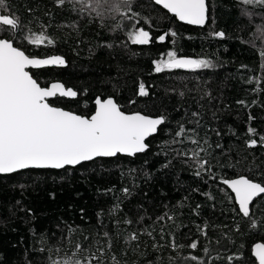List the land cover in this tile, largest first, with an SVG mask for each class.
Here are the masks:
<instances>
[{"label": "trees", "instance_id": "1", "mask_svg": "<svg viewBox=\"0 0 264 264\" xmlns=\"http://www.w3.org/2000/svg\"><path fill=\"white\" fill-rule=\"evenodd\" d=\"M9 3L25 23L32 21L33 32L39 33L43 24L54 38L53 45L37 47L26 44L24 32L16 43L26 54L59 55L66 61L65 68L30 71L42 87L60 82L78 92L74 100H50L53 106L90 116L96 97H112L125 113L168 119L148 139V151L132 158L0 176V264H49L48 249H59L51 255L60 259L77 243L91 251L111 244L121 264H228V256L234 257L231 264H255L252 246L264 243V196L251 207L253 228L250 219L238 214L222 181L243 175L264 183V147H246L249 126L264 135V13L259 7L241 0H207V24L193 28L148 0H131V7L122 9L125 16L111 13L103 20L74 11L78 5L55 8L52 0ZM133 13L138 15L128 22ZM132 24L154 38L169 30L177 37L132 45L127 39ZM219 31L223 39L211 35ZM169 50L178 57L209 60L214 67L155 73L153 60L166 58ZM141 82L148 96L138 95ZM240 100L249 107L238 105ZM249 114L255 119L249 121ZM197 119L199 125L189 123ZM180 123L196 129L194 138L202 147H207L205 140L211 145V155L204 157L211 161V172L195 175L190 156L196 145L186 139L175 142ZM165 213L172 219H157ZM130 233L138 239L127 240ZM193 241L195 250L188 247ZM105 264H111L107 256Z\"/></svg>", "mask_w": 264, "mask_h": 264}, {"label": "snow or ice", "instance_id": "2", "mask_svg": "<svg viewBox=\"0 0 264 264\" xmlns=\"http://www.w3.org/2000/svg\"><path fill=\"white\" fill-rule=\"evenodd\" d=\"M152 2L162 6L176 20L189 25L203 26L208 19L209 9L206 0H152ZM241 2L245 6H258L264 13V0H241ZM52 3L59 9H64L68 4L78 5L73 8L74 11L89 13L100 20L111 13L125 16L122 9L131 7V0H52ZM27 11L31 13L33 9L28 8ZM243 14L249 15L247 11ZM45 15L50 13L46 12ZM137 15L136 13L128 15L126 20L131 22ZM31 24V20L25 23L13 11L9 0H0V174H13L27 169H63L97 158L146 153L150 147L147 143L148 139L161 131L162 126L167 122V116L161 114L152 117L140 112L125 113L112 97H96L95 111L90 116L78 115L53 106L50 98L59 96L74 99L79 94L59 82L51 83L49 87H42L30 74L29 69L39 70L46 66L66 64L64 57L59 55L37 58L26 54V49L16 43L17 37L27 32L23 39L28 45L39 47L45 43L54 44V38H49L43 31L46 25L41 24L42 30L35 33L30 27ZM121 26L117 24L116 28L119 29ZM211 35L220 39L225 37L223 31ZM175 37L177 33L169 30L154 38L149 30L138 24H132V30L127 31V39L131 44L140 46L150 45L154 39L156 43L162 44L169 38ZM261 59L264 60V53L261 54ZM152 63L154 72L158 74L177 69L194 71L214 67L209 60L178 57L173 50L167 51L166 58L153 60ZM138 95L140 97L149 95L143 82L138 86ZM237 104L249 107L243 100L237 101ZM192 116L198 117L199 113L193 112ZM248 119L251 121L255 118L249 114ZM189 123L199 125V119ZM189 132L192 135H188ZM247 134L250 137L246 141L247 148L252 149L258 145L264 147V135L258 134L256 129L250 126L247 128ZM174 136L177 138L176 143H183L186 139L196 145L190 156L195 162L196 176H200L204 171L211 172V161L204 158L211 155L208 152L211 145H208L207 140L204 141L207 147L200 145L199 139L194 138L195 128L186 129L185 125L180 123ZM256 136H259V139L252 138ZM216 147L220 145L217 144ZM178 154L187 155L184 152ZM222 183L234 193V204L238 205V214L250 219L251 227L255 228L256 221L252 219L250 206L256 198L264 195V183L255 182L243 175L235 179H224ZM124 192L127 194L128 190L124 189ZM165 217L172 219L167 213L157 219L163 220ZM124 223L131 224L132 221L125 220ZM108 235L109 233H104L105 237ZM87 239L88 237H85V240ZM137 239L136 233H130L127 237L129 241ZM188 247L197 249V242L193 241ZM48 251L49 264H105L106 256L111 264H121L116 255L111 254V244L107 247L99 246L95 251H91V247L85 248L77 243L73 251L60 259L51 255L53 251L58 254L59 249H48ZM208 251L205 248V252ZM251 251L258 264H264V243H256ZM190 259L197 260V257L192 256ZM233 259V256H228V264H231Z\"/></svg>", "mask_w": 264, "mask_h": 264}, {"label": "water", "instance_id": "3", "mask_svg": "<svg viewBox=\"0 0 264 264\" xmlns=\"http://www.w3.org/2000/svg\"><path fill=\"white\" fill-rule=\"evenodd\" d=\"M148 1H150V2H152V0H148ZM153 3V2H152ZM154 4V3H153ZM155 5V4H154ZM206 5H207V0H206ZM155 6H157L158 8H160L161 10H163V11H165L166 13H167V10L166 9H163L162 8V6H158V5H155ZM208 7V6H207ZM167 14H169L170 16H172V17H174L171 13H167ZM175 18V17H174ZM178 23H180V24H182V25H185V26H189V27H193V28H204L205 27V25L207 24V21H208V19L206 20V23H205V25H203V26H200V25H189V24H186V23H184V22H181V21H178V20H176ZM47 58V57H46ZM66 67V64L64 65V66H46L45 68H42V69H48V68H65ZM42 69H39V70H42ZM181 70V69H180ZM29 71H36V69H29ZM31 74V73H30ZM54 83V82H53ZM60 83V82H59ZM51 84H49L48 85V87L50 86ZM57 97H59V96H57ZM54 98H56V97H54ZM54 98H50V100H53ZM59 98H63V99H66V100H74V99H76V98H64V97H59ZM95 105V104H94ZM95 111V110H94ZM155 136V135H154ZM151 138V137H150ZM139 154H142V153H139ZM136 155H138V154H136ZM118 156H123V157H129V158H132V157H134V156H127V155H123V154H119ZM117 157V156H116ZM111 158H115V157H110V158H97V159H111ZM88 162H91V161H88ZM88 162H83L82 164H85V163H88ZM81 164V165H82ZM77 166H80V165H76V166H66L65 168H75V167H77ZM64 169V168H63ZM27 170H62V169H27ZM22 171H25V170H21V171H19V172H22ZM18 173V172H17ZM14 174V173H13ZM6 175H11V174H0V176H6ZM225 187L227 188V186L225 185ZM228 189V191L232 194V196H233V198H234V193H232L231 192V190L229 189V188H227ZM262 196H264V195H262ZM261 196V197H262ZM260 198V197H259ZM258 198H256L255 200H254V202L257 200ZM254 202H253V204H254ZM252 204V205H253ZM252 205L250 206V208L252 207ZM237 206V208H238V205H236ZM259 243H261V242H259ZM255 245V244H254ZM253 245V246H254ZM253 246H252V248H253ZM252 250V249H251ZM251 255H252V251H251ZM252 258L254 259V261H255V264H258V262L255 260V257L252 255Z\"/></svg>", "mask_w": 264, "mask_h": 264}]
</instances>
